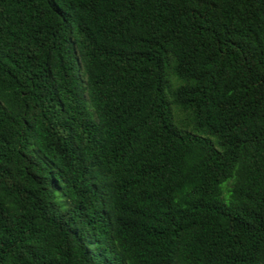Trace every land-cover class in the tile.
Returning <instances> with one entry per match:
<instances>
[{"label": "trees", "instance_id": "1", "mask_svg": "<svg viewBox=\"0 0 264 264\" xmlns=\"http://www.w3.org/2000/svg\"><path fill=\"white\" fill-rule=\"evenodd\" d=\"M0 264H264V0H0Z\"/></svg>", "mask_w": 264, "mask_h": 264}, {"label": "rangeland", "instance_id": "2", "mask_svg": "<svg viewBox=\"0 0 264 264\" xmlns=\"http://www.w3.org/2000/svg\"><path fill=\"white\" fill-rule=\"evenodd\" d=\"M170 72V71H169ZM175 107V106H174ZM176 108V107H175ZM177 112V110H175ZM213 140V142L215 143V146L217 148H219L218 144H217V140L215 138H211Z\"/></svg>", "mask_w": 264, "mask_h": 264}]
</instances>
